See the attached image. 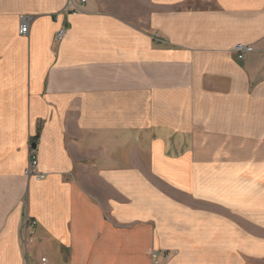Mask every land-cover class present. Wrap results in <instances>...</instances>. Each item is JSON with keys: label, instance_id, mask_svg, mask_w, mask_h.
Instances as JSON below:
<instances>
[{"label": "crops", "instance_id": "1", "mask_svg": "<svg viewBox=\"0 0 264 264\" xmlns=\"http://www.w3.org/2000/svg\"><path fill=\"white\" fill-rule=\"evenodd\" d=\"M67 2L0 0V264L264 259V0Z\"/></svg>", "mask_w": 264, "mask_h": 264}, {"label": "built area", "instance_id": "2", "mask_svg": "<svg viewBox=\"0 0 264 264\" xmlns=\"http://www.w3.org/2000/svg\"><path fill=\"white\" fill-rule=\"evenodd\" d=\"M88 0H68L66 6L64 7V13L67 15L76 14L82 12ZM67 28L62 27L58 30L55 36V41L57 43L61 42L66 34ZM28 33V24L26 20L22 21V24L19 28L20 35H26ZM255 50L254 46L251 44H237L234 47V51L237 53V57L240 60H244L247 55ZM25 174L28 177H34L37 180H42L45 177V174L39 171V159L34 147H31L30 156H29V165L25 171ZM35 224V222H33ZM151 258L153 264H161V254L158 251L153 250L151 253ZM39 264H51L47 257L42 256L39 259Z\"/></svg>", "mask_w": 264, "mask_h": 264}, {"label": "rangeland", "instance_id": "3", "mask_svg": "<svg viewBox=\"0 0 264 264\" xmlns=\"http://www.w3.org/2000/svg\"><path fill=\"white\" fill-rule=\"evenodd\" d=\"M245 227H248V225L247 224H245ZM249 228V227H248ZM250 229V228H249ZM261 235H264V233H261ZM26 236H27V234H26ZM262 237H264V236H262ZM262 256H264V255H262ZM251 264H264V259H263V257H261V259L258 261V263H256V262H251Z\"/></svg>", "mask_w": 264, "mask_h": 264}, {"label": "trees", "instance_id": "4", "mask_svg": "<svg viewBox=\"0 0 264 264\" xmlns=\"http://www.w3.org/2000/svg\"><path fill=\"white\" fill-rule=\"evenodd\" d=\"M38 136V135H37Z\"/></svg>", "mask_w": 264, "mask_h": 264}]
</instances>
